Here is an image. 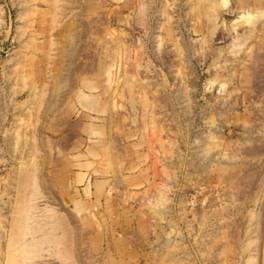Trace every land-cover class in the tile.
<instances>
[{
	"label": "rangeland",
	"instance_id": "rangeland-1",
	"mask_svg": "<svg viewBox=\"0 0 264 264\" xmlns=\"http://www.w3.org/2000/svg\"><path fill=\"white\" fill-rule=\"evenodd\" d=\"M0 264H264V0H0Z\"/></svg>",
	"mask_w": 264,
	"mask_h": 264
},
{
	"label": "crops",
	"instance_id": "crops-1",
	"mask_svg": "<svg viewBox=\"0 0 264 264\" xmlns=\"http://www.w3.org/2000/svg\"><path fill=\"white\" fill-rule=\"evenodd\" d=\"M84 171L83 172H78V174H80V175H84V178H85V180L89 177V178H91V176L90 175H92L91 173L93 172V171H91L90 170V168H88V169H83ZM96 182H98V184L99 185H101V186H103V184L106 182L105 180H103V181H101V180H99V181H95L94 180V182L92 183V184H90L92 187L93 186H96ZM88 187V189H87V191H91L92 189V187ZM98 186V185H97ZM102 198H105L106 199V194H105V196L103 195V197Z\"/></svg>",
	"mask_w": 264,
	"mask_h": 264
}]
</instances>
